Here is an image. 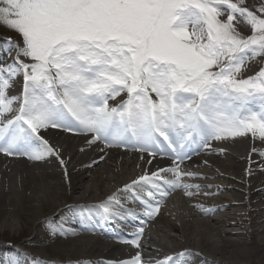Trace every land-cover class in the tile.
Masks as SVG:
<instances>
[{
    "label": "snow or ice",
    "instance_id": "1",
    "mask_svg": "<svg viewBox=\"0 0 264 264\" xmlns=\"http://www.w3.org/2000/svg\"><path fill=\"white\" fill-rule=\"evenodd\" d=\"M0 26L20 37L0 38V56L15 52L0 64V153L34 162L55 157L66 168L61 149L46 138L59 130L87 135L89 146L99 141L172 161L120 190L141 212L125 209L116 194L69 208L91 231L101 221L114 232L131 224V238H116L140 248L163 198L200 187L182 182L194 175L180 168L193 145L210 149L213 140L247 134L264 142V67L241 78L249 61L264 58V2L0 0ZM20 77V94L9 95ZM192 255L144 260L137 252L107 264H190ZM29 259L21 253L6 264Z\"/></svg>",
    "mask_w": 264,
    "mask_h": 264
},
{
    "label": "bare ground",
    "instance_id": "2",
    "mask_svg": "<svg viewBox=\"0 0 264 264\" xmlns=\"http://www.w3.org/2000/svg\"><path fill=\"white\" fill-rule=\"evenodd\" d=\"M259 67L249 61L241 78L254 75L259 71ZM21 90L20 77L15 87L9 91V95H19ZM111 103L115 105L114 102ZM46 138L61 149L66 168L62 167L55 157L34 162L23 156H5L0 153V214L5 215L4 219L11 220L10 226L13 229L30 236V242L24 244L31 245L30 254L39 264H107L108 261L128 260L137 252L146 260L151 256L146 255L143 250L163 258L182 249L193 254L189 257L190 264L193 259H197L198 264H241V261L245 264H264V156L259 155L264 152V142L258 137L253 138L251 134H247L226 140H213L210 142V149L196 150V146L189 149L190 154L180 164V168L183 172L194 175L183 177L182 182L200 187L190 189L191 195H186L182 188V192H179L180 189H174L163 198L159 204V212L144 225L140 248L116 238H131L128 234L133 233L135 227L125 224L120 225L118 232L113 231L114 225H107L111 229L107 238L117 239L119 244H112L102 237H93V232L89 231H67L66 235L57 232L58 234L54 235L51 228L54 227V222L64 224L62 215L66 212L65 200L76 194H80L77 200L81 205H99L106 202L109 196L116 194L125 209L141 212L138 202H131L120 190L145 172L150 173L171 166L172 161L161 155L150 157L132 147H108L99 141L89 146L86 143L87 135L73 132L51 130ZM169 175L172 173L164 174L166 178L172 179L173 176ZM92 194L103 197L90 196ZM202 195L206 198L202 199ZM231 196L234 199H231ZM94 197L96 200H92ZM193 197L195 201H192ZM131 205L138 209L132 208ZM200 205L215 211L204 212L199 208ZM241 206H245V218H241ZM97 211L103 215L102 209ZM211 214L215 215L207 219L208 222L200 219ZM197 220L208 223L213 228L224 223L232 227L246 223L247 228L234 229L232 233L219 230L217 241L223 243L205 236L196 241L188 238L183 231H195L190 224ZM150 222L154 226L149 228L147 224ZM158 222L171 229L181 230L183 235L180 237H169L181 240L182 244L168 247L166 242L158 237L161 232L157 227ZM13 223H19V226L15 228L17 224ZM252 224L257 225L254 230L251 229ZM246 231L251 233L250 240L246 243L230 237ZM45 243H49L51 248H44L55 253L53 258L46 256L48 253L38 252L37 247ZM178 247L182 248L170 250ZM202 248L209 250V256L204 255ZM5 251L6 249L0 248V252ZM21 253L27 254L23 251ZM75 253L77 255L73 256ZM127 255H130L128 259Z\"/></svg>",
    "mask_w": 264,
    "mask_h": 264
},
{
    "label": "rangeland",
    "instance_id": "3",
    "mask_svg": "<svg viewBox=\"0 0 264 264\" xmlns=\"http://www.w3.org/2000/svg\"><path fill=\"white\" fill-rule=\"evenodd\" d=\"M248 2H249V0H248ZM256 2L257 3H260V2H264V0H256ZM11 32H13V31H11ZM247 34H250V32H247ZM5 35H7V37L10 36V37L14 38L15 40H19L20 39L19 35L17 33H15V32L13 34L7 33ZM255 60H257V59H255ZM94 186L96 187L95 184H94ZM79 196H80V194H76L75 196L72 197V199L77 200ZM90 196H96V194H92ZM83 197H84V195H83ZM87 198H89V196ZM185 206H188V205H186V203H185ZM239 209L242 210L243 208H239ZM4 216L5 215H3V214L1 215L0 214V245L18 247V246H20V243H23L24 241H29L30 237L26 236L23 232L20 233L18 229H16V230L13 229L10 226L11 220H8V218L4 219ZM198 221L199 220L194 221L192 224H190L191 225V228L196 229L195 231H191L190 229L189 230L185 229L183 231V233L186 232V236H188V238L195 239L196 241H198L203 236H205V237H211L212 239H214L215 241H217L219 239V235H218L219 230H221L222 228L223 229L226 228L224 226H222V227L215 226L213 228L208 223H205L204 224L201 221L200 222H198ZM203 221L204 222H208L206 220H203ZM16 222H17V220H16ZM16 224H14V225H16L15 228H17V226H19V223H16ZM158 227L161 228V232H159V236L158 237H160L161 239H163L169 247H172V246H175V245H181L182 244V241L181 240H173V239H171L169 237L170 235L175 236V237H180L181 235H183V233H182L181 230H179V229H171L166 224H163V225L162 224L161 225L159 224ZM230 237L233 238V239L239 240V242L240 241H242V242L243 241H247L248 238H249L247 235L246 236L245 235H243V236L241 235V236H238V237L230 236ZM11 242H18V243L17 244L15 243V244L9 245V244H11ZM217 242L223 243V241H217ZM49 248H51V246H49ZM202 250L205 251V252H208L209 251L206 248H202ZM39 251L43 252V254L44 253H48L46 256H51L52 258L55 255L54 252L49 251V249L43 248L42 246H39L38 252ZM75 255H77V254L75 253L73 256H75ZM65 257H66V255H65ZM241 262H242L241 264H245L244 261H241Z\"/></svg>",
    "mask_w": 264,
    "mask_h": 264
}]
</instances>
